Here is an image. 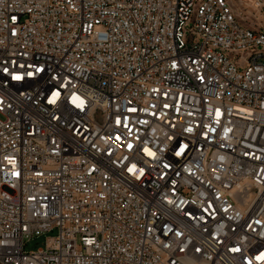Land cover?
Returning a JSON list of instances; mask_svg holds the SVG:
<instances>
[{
	"label": "built area",
	"instance_id": "obj_1",
	"mask_svg": "<svg viewBox=\"0 0 264 264\" xmlns=\"http://www.w3.org/2000/svg\"><path fill=\"white\" fill-rule=\"evenodd\" d=\"M254 1L0 0V264H264Z\"/></svg>",
	"mask_w": 264,
	"mask_h": 264
},
{
	"label": "rangeland",
	"instance_id": "obj_2",
	"mask_svg": "<svg viewBox=\"0 0 264 264\" xmlns=\"http://www.w3.org/2000/svg\"><path fill=\"white\" fill-rule=\"evenodd\" d=\"M231 5L238 19L247 26L259 29L263 24L262 17L256 8L254 0H233ZM55 234L56 232L53 231L48 235L53 236ZM25 244V249L27 251L43 248L45 247V236L27 240Z\"/></svg>",
	"mask_w": 264,
	"mask_h": 264
},
{
	"label": "snow or ice",
	"instance_id": "obj_3",
	"mask_svg": "<svg viewBox=\"0 0 264 264\" xmlns=\"http://www.w3.org/2000/svg\"><path fill=\"white\" fill-rule=\"evenodd\" d=\"M16 79H19V77H15ZM257 259H264V254H262V256L257 257Z\"/></svg>",
	"mask_w": 264,
	"mask_h": 264
},
{
	"label": "bare ground",
	"instance_id": "obj_4",
	"mask_svg": "<svg viewBox=\"0 0 264 264\" xmlns=\"http://www.w3.org/2000/svg\"><path fill=\"white\" fill-rule=\"evenodd\" d=\"M242 1H245V0H242Z\"/></svg>",
	"mask_w": 264,
	"mask_h": 264
}]
</instances>
